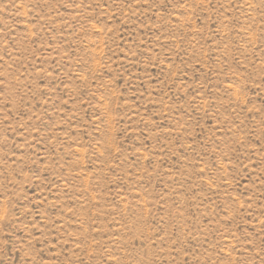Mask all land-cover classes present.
I'll list each match as a JSON object with an SVG mask.
<instances>
[{"label": "rangeland", "instance_id": "374dc122", "mask_svg": "<svg viewBox=\"0 0 264 264\" xmlns=\"http://www.w3.org/2000/svg\"><path fill=\"white\" fill-rule=\"evenodd\" d=\"M0 264H264V0H0Z\"/></svg>", "mask_w": 264, "mask_h": 264}]
</instances>
